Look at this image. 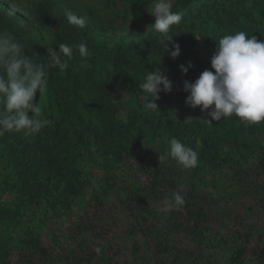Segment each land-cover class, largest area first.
<instances>
[{
	"label": "trees",
	"instance_id": "1",
	"mask_svg": "<svg viewBox=\"0 0 264 264\" xmlns=\"http://www.w3.org/2000/svg\"><path fill=\"white\" fill-rule=\"evenodd\" d=\"M249 1L254 3L253 9L259 8L256 0H171L172 11L186 10L181 23L172 26L169 33V38L173 37L169 49L174 50L173 43L180 46L178 58L164 54V37L151 28L141 41H117L110 65L100 67L96 63L97 43L87 25L73 26L65 18L67 11L74 13L70 4L63 0L42 1L31 27L24 31L9 9H0V31L19 41L25 56L33 58L37 66L46 62L47 48L61 43L73 48L69 67L63 72L46 68L43 91L38 90L34 97L33 102H40L51 123L34 135H0V264L10 262L15 245L6 233L22 224L24 209L37 211L39 206L46 214L61 216L96 177L93 173L99 171L102 179L109 178L121 171L127 161L130 176L141 182L139 190L127 191L139 212L132 233L144 239H133L134 252L137 254L142 245L146 246L144 256H152L156 264H212L214 255L207 251L218 242L216 227L223 230L226 224L219 223L206 207L194 179L206 170L212 174L224 171L225 167L234 171V176L241 174L233 163L237 155L223 150V143H228L236 152L244 147L251 150L264 182V147L256 141L264 133V122L249 126L233 116L224 118V125L211 131L171 114L166 105L155 111L135 103L127 107L120 103L119 96L121 87L129 86L124 79L127 74L145 76L154 66L175 79L187 75L198 78L206 70L203 49L209 45L217 47L218 39L225 34L243 30L264 40V25L258 24L253 12L243 11ZM193 2L197 5L192 6ZM152 4L153 0H137L136 10L142 21L154 23L155 17L149 13ZM48 28L53 31L51 45L46 44L42 34ZM80 43L87 46L89 57L80 56ZM55 50H59L58 46ZM189 62L193 67L182 74L179 66L187 67ZM173 137L198 152L197 167L183 169L166 156ZM159 156L165 158L159 162ZM224 176L233 179L231 175ZM115 184L116 180L105 181L108 194L120 192ZM181 184L185 205L179 210L162 212V201L170 198ZM6 193L13 198L6 200ZM95 235L84 226L82 237L76 238L78 246L98 245ZM249 235L237 232L232 238L234 245L230 250L235 264H240L249 250ZM179 240H185L187 245ZM21 242L27 264H37V257L46 254L43 243L37 239L25 237ZM99 247L102 251L96 256L110 264L116 256L107 254L111 246L104 243Z\"/></svg>",
	"mask_w": 264,
	"mask_h": 264
},
{
	"label": "rangeland",
	"instance_id": "2",
	"mask_svg": "<svg viewBox=\"0 0 264 264\" xmlns=\"http://www.w3.org/2000/svg\"><path fill=\"white\" fill-rule=\"evenodd\" d=\"M44 0H0V9H9L15 17V23L24 31L33 22L38 5ZM70 4L74 13L78 17L86 18V25L95 39L96 63L100 66H109L117 50L118 41H141L152 28L153 23L144 22L138 17L136 10L137 0H63ZM259 8L253 9L254 3L248 2L244 5L243 11H251L258 24L264 25V0H256ZM196 6L197 3H191ZM61 11V10H60ZM180 12L184 15L186 10ZM263 27V26H262ZM47 45L52 43V30L50 28L42 31ZM110 40V41H109ZM216 47L206 46L203 54L207 62H204L206 69L211 70L210 61ZM165 75L172 82L170 93H159L160 99L156 101L158 107L166 105L170 108L171 114L186 120L192 125L204 127L207 130L217 131L224 125L223 119L212 121L207 111H201L198 106L193 109L185 104L187 93L183 90L185 81L192 82L197 77L187 75L180 79H175L167 72ZM194 77V78H193ZM124 79L129 86L123 85L120 90L119 100L121 104L130 107L132 103L138 107L144 106L146 94L140 90L139 84L143 83L144 76L127 74ZM232 119V118H231ZM206 121H211L208 124ZM227 122V120H226ZM256 141L264 147V133ZM225 153L237 155L234 158L235 169L241 171L240 175L234 176L235 172L225 167L224 171L208 170L197 174L194 181L201 190V195L206 207L218 219L219 223L226 224L223 230L219 231L215 246H210L208 253H213L212 264H235L232 262L233 254L230 248L232 238L235 233H250L249 250L240 261V264H264V182L263 177L257 170V162L251 150L245 147L235 151L228 143H223ZM231 149V150H230ZM237 153V154H236ZM121 171L109 178H104L108 182L116 180L114 191L106 192L107 187L104 179L100 177L101 172H95L96 177L73 203L67 213L61 216H51L46 214L44 209L37 211L24 209L23 222L18 227L8 230L7 238L11 239L14 249L11 250L9 264H27L24 247L21 239H37L44 245L45 255L38 256L37 264H108L99 260L94 248L104 243L111 246L107 249V254L115 258L110 264H156L152 256H144L147 247L142 245L141 251L134 252L133 239L137 241L143 238L132 233V224L137 222L138 210L135 204L127 196L129 189L141 187L136 178L130 176L127 169L130 162ZM126 169V170H125ZM123 171V172H122ZM225 174L231 175L232 180L225 178ZM244 174V175H243ZM240 177H244L240 179ZM90 178V177H89ZM107 183V182H106ZM140 186V187H139ZM142 189V188H141ZM141 194H144L141 192ZM11 195L6 193L5 199L11 200ZM36 209V208H35ZM84 226L89 228L98 243L92 246L90 243L78 246L76 238H81L84 233ZM4 227V226H3ZM81 227L82 229H79ZM82 233V234H80ZM181 239L179 236H172ZM144 240V239H143ZM183 245H187L185 240H179ZM151 252V251H148ZM215 253V254H214ZM218 261V263L216 262Z\"/></svg>",
	"mask_w": 264,
	"mask_h": 264
},
{
	"label": "clouds",
	"instance_id": "3",
	"mask_svg": "<svg viewBox=\"0 0 264 264\" xmlns=\"http://www.w3.org/2000/svg\"><path fill=\"white\" fill-rule=\"evenodd\" d=\"M149 13L155 17L152 30L164 37V54L175 60L181 49L178 43L172 44L174 50L169 49L168 43L173 38H169V33L172 26L181 23L183 14L172 11L171 0H153ZM65 18L68 24L80 28L86 23L85 17H78L71 11L65 13ZM57 46L58 51L55 50ZM57 46L47 48L46 62L37 66L33 58L25 56V48L19 41L0 31V135L4 132L34 135L51 123L45 118L40 102L33 101L37 91H43L46 68L63 72L69 67L73 48L63 43ZM77 49L82 58L91 55L84 43H80ZM210 65L211 70H204L194 82H184L183 90L188 94L185 104L193 109L199 106L202 112L210 109L207 114L212 121L234 116L249 126L264 122V40H258L243 30L225 34L217 41ZM192 67L189 62L187 67L180 65L179 70L187 74ZM139 87L147 97L144 108L155 111L159 109L156 103L160 99L159 93H170L172 82L164 69L154 66ZM204 121L211 124V121ZM168 143L166 156L178 166L186 170L198 166L197 151L175 137ZM164 158L159 156V162ZM184 191V186L179 185L170 198L162 201L160 210L168 213L182 208L185 205ZM94 251L99 255L102 249L97 246Z\"/></svg>",
	"mask_w": 264,
	"mask_h": 264
}]
</instances>
